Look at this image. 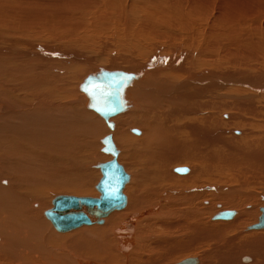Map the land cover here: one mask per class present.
I'll list each match as a JSON object with an SVG mask.
<instances>
[{"label": "bare ground", "instance_id": "bare-ground-1", "mask_svg": "<svg viewBox=\"0 0 264 264\" xmlns=\"http://www.w3.org/2000/svg\"><path fill=\"white\" fill-rule=\"evenodd\" d=\"M116 72L119 102L93 98ZM114 158L124 207L58 229L81 196L58 192L100 197ZM258 180L264 0H0V264H264Z\"/></svg>", "mask_w": 264, "mask_h": 264}, {"label": "water", "instance_id": "water-1", "mask_svg": "<svg viewBox=\"0 0 264 264\" xmlns=\"http://www.w3.org/2000/svg\"><path fill=\"white\" fill-rule=\"evenodd\" d=\"M112 75H115L116 78H122L126 82L125 78H123L125 75L119 72L107 73L98 77H111ZM124 87L121 88L120 92H122ZM106 107L98 109L106 118L123 109L121 104H106ZM113 108L116 110L112 111ZM110 124L112 125V123ZM103 141L104 150L117 155L118 149L112 136L110 134L106 135ZM101 169L103 176L97 183V188L101 192L100 197L63 196L55 201L54 207L50 209L48 215L58 229L67 230L83 223L89 224L101 221L102 217L109 214L112 210L124 207L126 196L123 192V187L129 179V174L116 158L102 163ZM106 189H109L112 194H107ZM222 215L229 217L231 212H225ZM257 226H264V217Z\"/></svg>", "mask_w": 264, "mask_h": 264}, {"label": "rangeland", "instance_id": "rangeland-1", "mask_svg": "<svg viewBox=\"0 0 264 264\" xmlns=\"http://www.w3.org/2000/svg\"><path fill=\"white\" fill-rule=\"evenodd\" d=\"M59 55H61V53L60 54H54L53 56H59ZM121 71H125V70H121ZM88 76H86V78H87ZM93 112L95 113V114H97L98 116H100L101 118H102V116L97 112V111H95V110H93ZM112 121V120H111ZM112 122H114V121H112ZM115 123V122H114ZM73 124H76V125H78V126H80V127H85V123L82 121V119H78V120H74L73 121ZM108 133H110V129H109V126L107 125V131L102 135H100V137L99 138H101V137H104L105 135H107ZM135 134H137V133H135ZM90 134H88V141H91L90 139H92V137L90 136ZM82 142V144L84 145V146H86V141H81ZM99 142V141H98ZM100 144H101V147H103L104 146V142L103 141H100L99 142ZM69 146H70V144H68ZM117 145V144H116ZM117 147L119 148V146L117 145ZM100 152L101 153H103V154H105V155H108V154H110V153H107V152H105L104 150H100ZM89 154V152H85L84 154H83V156H82V159L84 160V162H86V163H88V164H91L90 163V161H92L93 159H91L90 157H88L87 155ZM91 167H93V166H91ZM96 171H98L100 174H101V170L99 169V168H97V167H93ZM177 169H189V166H186V165H184V166H177L176 167ZM176 168H175V170H176ZM178 172V171H177ZM178 173H182V172H178ZM185 173V172H184ZM187 173V172H186ZM101 177V176H100ZM99 177V178H100ZM99 178L98 179H94V182H95V184L96 183H98V181H99ZM259 182H261V183H258V185H256V188L258 189V190H260V192H263L264 193V182L262 181V180H258ZM235 184V183H234ZM92 189L94 190V191H97L98 192V190H97V188H95V186H93L92 187ZM59 194H64V193H67V194H74V195H81V196H91V195H88L87 193L86 194H75V193H71V192H68V191H63V190H60V192H58ZM99 193V192H98ZM52 196H54V194H52L51 195V197ZM50 197V198H51ZM53 198V197H52ZM41 205V204H40ZM52 204H51V201H49V206H48V208H46L45 210H47V209H49L50 207H52L51 206ZM37 207V206H36ZM44 210V211H45ZM40 218H43L45 221H49L45 216H44V214L42 213V215H41V217ZM103 223H98V225H102ZM58 253H56L55 255H54V260H57L59 257H58ZM246 255H248V254H246ZM175 262H173L172 264H174ZM256 263V262H255ZM241 264H244L243 262H241Z\"/></svg>", "mask_w": 264, "mask_h": 264}, {"label": "snow or ice", "instance_id": "snow-or-ice-1", "mask_svg": "<svg viewBox=\"0 0 264 264\" xmlns=\"http://www.w3.org/2000/svg\"><path fill=\"white\" fill-rule=\"evenodd\" d=\"M104 82L95 83L93 85V90H90V95L95 98L96 93L98 92L100 95L104 97L112 98L114 103H118L120 99V90L125 86V81L122 78H102ZM116 109L113 108L112 111ZM106 193L111 195V191L106 189Z\"/></svg>", "mask_w": 264, "mask_h": 264}, {"label": "crops", "instance_id": "crops-1", "mask_svg": "<svg viewBox=\"0 0 264 264\" xmlns=\"http://www.w3.org/2000/svg\"><path fill=\"white\" fill-rule=\"evenodd\" d=\"M114 71H117V70H114Z\"/></svg>", "mask_w": 264, "mask_h": 264}]
</instances>
